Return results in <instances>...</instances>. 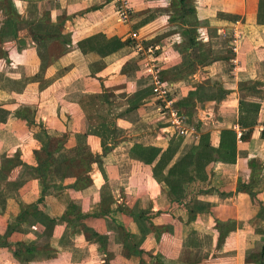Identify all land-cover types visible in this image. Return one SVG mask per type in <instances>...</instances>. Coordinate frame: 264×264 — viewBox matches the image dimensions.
I'll return each instance as SVG.
<instances>
[{
	"label": "crops",
	"instance_id": "obj_1",
	"mask_svg": "<svg viewBox=\"0 0 264 264\" xmlns=\"http://www.w3.org/2000/svg\"><path fill=\"white\" fill-rule=\"evenodd\" d=\"M177 3L0 0V264H254L264 241V97L245 98L260 108L235 162L208 164L181 203L153 177L154 163L130 155L137 144L164 151L175 135L151 92L163 71L180 72L162 80L174 105L192 92L197 113L163 174L201 133L217 148L222 129L238 130L239 84L264 89V0H190L207 63L184 73L193 54L181 48L185 25L170 19ZM233 31L242 35L236 54ZM112 38L126 43L109 54L90 48ZM239 182L255 196L237 191ZM216 220L229 223L220 242Z\"/></svg>",
	"mask_w": 264,
	"mask_h": 264
},
{
	"label": "trees",
	"instance_id": "obj_2",
	"mask_svg": "<svg viewBox=\"0 0 264 264\" xmlns=\"http://www.w3.org/2000/svg\"><path fill=\"white\" fill-rule=\"evenodd\" d=\"M177 9L175 11V15L172 16L171 20H180L185 25V28L182 29L183 36H186L187 38V44L185 46H182L181 48L183 50H190V54H193V61L190 63V65L183 70L182 73H184L186 70H189L191 67H193L194 61L196 60L199 64H206L207 61L203 54H201L202 43L197 40L196 35V29L194 21L189 19V16L187 12H193V8L190 5V0H177ZM96 39V37H90L87 39V42L93 41ZM126 41H121L118 38H112L109 40H106V43L104 44H96L92 45L91 49H97L103 54H109L111 52H114L118 50L119 48H122L125 45ZM79 46L82 45V42L78 43ZM181 73V74H182ZM164 74H168L167 71H163V77L160 76L161 80H174L173 78L177 77L179 73H169V77H166ZM162 75V74H161ZM166 78V79H164ZM239 91L245 89L246 91L250 90H257L259 96L262 98L264 97V89H262L258 83L254 81H247L243 82L240 85ZM193 93H189V95L186 98H183L178 101V105L180 108H186V113L190 114V109L188 108V105L190 104V99L193 97ZM260 108V103L256 101H247L245 98L241 97L238 102V117L235 122V124L238 127V130L235 128H224L220 131L219 134V146L213 147L209 143V135L208 133H201L199 135V138L195 144H193L189 150L177 161H175L166 171V174H163V169L168 165L170 160L173 158L177 147L179 140L182 139L183 136L179 135H173L171 138L172 141L169 143L168 147L162 151L161 148L155 147V146H142V145H134L130 149V155L133 158H136L140 161H142L145 164H152L154 163V166L152 168L153 177L158 182H163L167 188H168V196L171 201L175 202H183L188 194V187L191 185V183L195 182H203L207 178L206 173V167L211 162H217L221 161L224 163H234L236 160V154H237V141L244 139L248 132L252 130L253 126L257 122V116ZM20 114V112H18ZM177 139V141H174ZM47 156H50V152L47 151ZM48 164V159L44 158L43 162L39 163L36 168L37 176L42 180V186H43V193L45 191V178L46 174L44 173V169ZM251 167V180H252V174L254 173L255 169H259V163L255 160L250 163ZM251 182L245 184L239 182L237 185V191L243 190L247 192L251 196H255V193L252 191L250 184ZM42 200V197L38 200L40 202ZM33 206L29 208H24L21 212V216L23 214L29 213L30 209H32ZM104 214V213H103ZM102 214V215H103ZM87 215H94V213L91 214H85L81 216H87ZM216 226L219 230L218 235V242L221 241L224 230H227L229 227L228 222H221L216 220L215 221ZM83 230H86L87 232H90L91 235L95 236V239L97 242H99V245L102 244V238L101 236L93 231L92 229L83 226ZM25 247V251L27 254L32 257V254L36 251L35 247L32 246V244L27 243L26 245H23ZM46 251V250H43ZM53 251V252H52ZM46 252H41L43 255H46L48 257H53L55 255V250ZM15 257L20 261L27 260L22 255L21 252H14ZM157 264H164L156 258ZM254 264H264V241L259 249V253L256 255L254 259Z\"/></svg>",
	"mask_w": 264,
	"mask_h": 264
},
{
	"label": "built area",
	"instance_id": "obj_3",
	"mask_svg": "<svg viewBox=\"0 0 264 264\" xmlns=\"http://www.w3.org/2000/svg\"><path fill=\"white\" fill-rule=\"evenodd\" d=\"M118 14L121 20L126 16V10L120 8ZM238 33L233 31L231 33V50L234 52L238 47ZM135 47L140 50V44L136 43ZM167 81H162L157 75L152 78L151 92L159 102V110L169 116V124L174 128V134L179 136H186L188 129L184 125V115L178 106L174 105L171 99V91Z\"/></svg>",
	"mask_w": 264,
	"mask_h": 264
},
{
	"label": "rangeland",
	"instance_id": "obj_4",
	"mask_svg": "<svg viewBox=\"0 0 264 264\" xmlns=\"http://www.w3.org/2000/svg\"><path fill=\"white\" fill-rule=\"evenodd\" d=\"M175 14H173V16H174ZM170 19H171V17H170ZM240 27V26H239ZM242 39V35H241V33H239L238 32V47L236 48V51H234V53L236 54V53H238V51L240 50V44H241V40ZM136 43H139L140 44V51L141 52H143V45L140 43V42H136ZM226 48H228V46H227V43H226ZM240 85V84H239ZM239 87V89H240V86H238ZM240 92H242V91H240ZM244 93H245V95H243V96H240V98L241 97H243V98H249V99H251V96L254 94V95H259L258 94V92H257V90H250V91H244ZM261 98V97H260ZM181 110V112H183V113H185V111L183 110V109H180ZM196 111H195V109H193V107L192 108H190V114H188V116L186 115V121H187V124H185V126L187 127H195L196 126ZM174 133V132H173ZM263 239H264V237H263Z\"/></svg>",
	"mask_w": 264,
	"mask_h": 264
}]
</instances>
